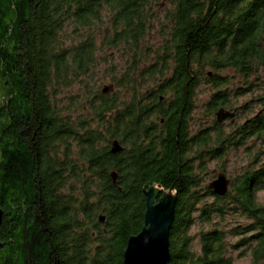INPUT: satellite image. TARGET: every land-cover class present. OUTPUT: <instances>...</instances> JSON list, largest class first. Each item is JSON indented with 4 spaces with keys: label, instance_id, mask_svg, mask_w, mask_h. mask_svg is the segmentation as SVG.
<instances>
[{
    "label": "trees",
    "instance_id": "obj_1",
    "mask_svg": "<svg viewBox=\"0 0 264 264\" xmlns=\"http://www.w3.org/2000/svg\"><path fill=\"white\" fill-rule=\"evenodd\" d=\"M255 87L264 0H0V264H124L153 185L177 198L170 264H264V92L217 118ZM242 148L215 194L209 163Z\"/></svg>",
    "mask_w": 264,
    "mask_h": 264
},
{
    "label": "water",
    "instance_id": "obj_2",
    "mask_svg": "<svg viewBox=\"0 0 264 264\" xmlns=\"http://www.w3.org/2000/svg\"><path fill=\"white\" fill-rule=\"evenodd\" d=\"M114 90V85H105L103 93ZM234 112L225 111L221 108L217 112L219 122L228 117H233ZM123 149L122 144L115 140L111 145L113 153H119ZM114 180H117V173H113ZM210 188L219 196H225L230 187V179L225 173H219L210 182ZM162 190L155 185L144 189L146 200L145 222L140 233L132 235L124 254V264H170V232L175 219L177 198L172 190L161 195ZM3 220V211L0 210V227ZM105 221V216L100 217Z\"/></svg>",
    "mask_w": 264,
    "mask_h": 264
},
{
    "label": "rangeland",
    "instance_id": "obj_3",
    "mask_svg": "<svg viewBox=\"0 0 264 264\" xmlns=\"http://www.w3.org/2000/svg\"><path fill=\"white\" fill-rule=\"evenodd\" d=\"M240 84V83H238ZM104 85H110V82L106 81ZM202 88L199 89V103H198V121L204 122L205 124H212V116H205L203 114L204 111V98L205 94L202 92ZM264 88L258 89L255 87L253 91H250L244 95L239 96L237 100H235V106L239 107L240 110H242L243 105H247V107L244 108V111L248 110L247 113L241 114L240 117H231L225 119L221 124L223 125V129L225 132H229L232 127L237 126L245 121L247 116L255 114V112H258L260 109L261 105L260 102H258L257 98L263 94ZM231 119L234 120V122L231 121ZM232 122V123H231ZM251 147H254L255 143L250 144ZM259 145V144H258ZM257 145V146H258ZM256 146V145H255ZM247 159H248V153L245 151L244 148L240 150H232L229 155L224 158L223 160H220L218 164H216V161L210 162L209 163V168H208V174L204 176V184H209L212 182L216 176L219 173H225L226 176L230 179L234 176H237L241 168L247 164ZM224 167V170L222 168ZM258 203L264 204V190H261L258 193ZM201 224L199 223L192 229V233L196 234L199 229L201 228ZM233 241L237 240L236 238H232ZM238 252H234V256L236 257L235 264H251V257L250 255H245L242 257L237 256Z\"/></svg>",
    "mask_w": 264,
    "mask_h": 264
}]
</instances>
